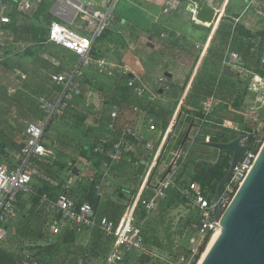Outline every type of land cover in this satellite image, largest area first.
Instances as JSON below:
<instances>
[{
    "label": "rangeland",
    "instance_id": "1",
    "mask_svg": "<svg viewBox=\"0 0 264 264\" xmlns=\"http://www.w3.org/2000/svg\"><path fill=\"white\" fill-rule=\"evenodd\" d=\"M56 1L50 0V3ZM232 9V14L230 16L226 15L220 28H217L219 30L218 36L216 39H212L208 49L206 46L198 45L194 41L182 40L179 35L171 30L164 29L162 25L158 29L150 31L153 39H149L147 42L154 44L153 47L147 43V45L143 44L141 48H131L133 43L124 40V36L123 38H116L113 45L103 44L101 46L98 51L100 59L93 58V61L87 64L86 67L87 74L92 76V81L90 87L86 88L85 98L78 100L73 107L79 121L84 115H88L84 121L85 125H80L79 121L69 118H55L46 130L45 142L50 145L55 144L54 147L56 148L54 154L48 158L60 160L65 164L64 168L54 167L53 169L54 176L57 177H53V179L63 181V189L71 191L77 199H83L81 196L92 190L93 184H95L93 178L96 179L98 173L91 161L84 156H80V152L82 144L86 143L85 140L89 136L92 137V142L99 144L100 147L102 138L111 135L112 126L116 124L113 122V112L118 109L119 101L118 97H115V94L112 93L113 91L117 93V96L118 94L130 92L133 105L147 106L149 103L155 104L164 118H166L168 111L166 105H159V99H162L160 94H163V99H177L173 115L170 118V121L176 118L172 135L175 134L178 137H174V140H176L174 149L183 139L186 129L192 123L195 124L196 128L202 129V135L196 136L198 140L205 138V134L210 132L207 126L212 125L223 130L225 135L229 137H235L239 132L235 129L236 127H239L238 129L240 132L243 131V134H249L251 130L256 142L261 143L260 146L264 143V111L259 109L255 112L252 110L253 102L257 104L258 108L261 107V104L256 102V92L254 93L249 89V83L254 81L252 75L245 70L243 71V67L240 70L235 69L233 77L226 76L223 72L226 66L224 65L226 58H229V55L233 53H237V39L240 35L236 26L241 27L242 25L235 18L239 13L234 10L239 9V4L233 3ZM74 16L75 10L68 7L66 19L71 21ZM218 20L219 17L211 25L212 32ZM231 22H233V26L230 34L228 24L230 25ZM195 23L206 26V24L197 23L193 20L190 21L189 26ZM262 36L264 38V33ZM165 40L174 46L173 52L180 54L179 58H182L181 60H172V57L167 55ZM46 47V55L52 54L57 59L58 64L71 66L74 58L69 52L51 43ZM126 47L131 50L129 55L132 54V64L124 62L123 55ZM199 50L200 54L197 58V51ZM161 54H165L169 58L161 57ZM167 72L172 77H167ZM193 77L194 81L189 91L190 96L186 98L188 102L182 105L183 107L175 116L179 100ZM130 79L134 82V87L128 91L124 87ZM40 84L39 81H36L34 88H37ZM6 90H8V94L15 91L17 99L27 107L30 105V99L38 100L43 97L34 93L33 88L26 89L22 80L20 81L15 75H8L0 70V106H6L7 104L4 99H1ZM247 96L253 102H248ZM125 112L128 113V109H125ZM200 112L202 115L199 114ZM124 116L122 115L121 118ZM127 116L133 118L137 124L142 123L144 128H147L149 120L153 118L160 125L159 132L162 131V123H159L162 120H158L153 115L129 110ZM90 125L93 126L92 131L87 128ZM189 147L190 144H186L183 149L187 150ZM136 150L141 155L139 157H146L147 153L142 146H138ZM192 154L202 159L216 160V156H211V153L204 149L193 150ZM227 157H229V153L223 152L217 158V162H221ZM181 163L182 160L177 163L176 172L181 167ZM105 168L108 167L105 166ZM140 184L141 178H135L131 168L122 165L116 172H109L108 179L105 180L107 186L106 198L116 197L117 190L120 188L123 189L122 194H124L126 201H132L137 195H132L127 191L136 188ZM144 209L148 211L145 205ZM144 209L139 210V218H142L141 214ZM148 213V218L139 223L141 227L148 224L147 231L152 235L150 237L152 238V243L150 242L152 253L144 254L150 260L146 264H169V256H172V260H176L178 255L186 254L190 248L198 247L200 249L204 245L206 238L203 239L194 230L192 222L195 216L191 208L186 206L185 203H178L172 207H166V204H162L157 210ZM23 214L24 212L19 213L10 223V238L2 243L3 247L15 250L18 254L26 252L24 248L31 245L28 240L20 235V229H24ZM39 223L43 236L39 242L41 244L54 242L57 233H53L47 220L45 221L42 218L38 222L33 219L30 225L34 226ZM210 240L211 238L207 242L205 250ZM203 253L200 251L199 261ZM58 256L57 253H54V260L59 261ZM131 256V260L126 264H141L139 262L140 253ZM100 262L99 260L97 264H101Z\"/></svg>",
    "mask_w": 264,
    "mask_h": 264
},
{
    "label": "trees",
    "instance_id": "2",
    "mask_svg": "<svg viewBox=\"0 0 264 264\" xmlns=\"http://www.w3.org/2000/svg\"><path fill=\"white\" fill-rule=\"evenodd\" d=\"M2 1L7 3L9 6V22L7 24L0 23V30L3 29L6 32L12 31L13 41L9 43L4 51L0 46V70L4 71L8 75H15L20 81L22 80L23 86L26 89L33 88L34 93L40 94L43 96L42 98L55 101L62 92V86L54 84L51 76L65 71H71L77 66L79 60L76 55L66 49L65 50L74 58L71 66L58 64L57 59L54 58L52 54H45L47 48L46 45H49L48 33L51 24L57 19V17L50 11L52 2L50 3V0H31V9L24 12L19 9L20 4L24 0ZM222 22H224V17L220 22L218 29L222 25ZM232 26L233 22H231L230 25L228 24L230 34ZM188 27L189 30H194L196 33L199 32L201 37L197 39L196 36L194 37L192 34L190 35L187 31H184L181 39L193 41L199 40L198 42H200L201 45H204L207 42V39L212 32L211 26L206 27L195 23ZM236 27L237 30H239L238 32L240 35L239 39H237L238 47L236 49L239 57L241 58L240 63L254 69V67L257 66L256 58H258L259 52L261 51L260 49L263 42L260 36L263 33H254L253 31L248 30L244 25ZM218 29L213 36V40L218 36ZM53 45L64 50V48L60 46L55 44ZM168 48L170 49L169 53H172L169 54L171 57L175 58L181 56L180 54L177 55V52H173V45L170 44ZM197 52L198 58L200 50ZM89 63L85 64V68ZM259 72L264 74V70H259ZM36 81H39L41 84L37 88H34ZM90 82L91 80L87 79L82 82L81 94L74 95L70 99L69 106L62 118L79 121L77 114L73 111V107L78 100L80 101L85 98L86 88L90 87ZM128 83L129 81L124 89H128L129 91L132 90V87H130ZM15 93L16 92L14 91L11 94H8V90H6V92L1 96V99H4L7 104L6 106H0V150H3V148L7 147L10 143L16 150H18V152H20L27 138L26 125L24 121L29 120L30 122H37L40 119H45L46 114L41 108L40 102L42 98L38 100L30 99V105L27 107L22 104L19 99H17V94ZM112 93L115 94V97H118L119 100L117 105L119 115L115 122V126L112 128L111 138L103 137L101 146L99 147V144L93 143L91 140L92 137L89 136L86 140L84 139L86 143L82 144V150L80 152V156H84L86 159L91 161L93 167L98 173L96 179L93 178V182L95 181V184H93L90 192L82 196L83 199H77L73 195L69 196L78 204L84 202L88 203L94 213L98 216H107L111 221L118 223L125 212L133 206L138 196L142 181L139 186L127 191L132 195H137L132 201H126L124 194H122L123 189L120 188L117 190L118 193L116 197H107L105 200H100L97 196L96 186L108 179V177H105V172L107 171L105 166H108L109 172L114 173L125 164L122 162L121 164L109 167L110 157L107 152L110 151L113 146V142L118 138L125 127L131 126L137 128L142 125L140 122L137 124L133 118L127 116V114H129V110L141 111L155 116L158 120H162V122L159 121L160 124L162 123V134L157 139L158 141L155 146L156 150L170 118L173 115V111H168L166 118H164L158 111L159 109L155 104L149 103L147 106L133 105L130 92L118 94V96L115 91ZM26 100L28 101V99ZM125 109H128V113L125 112ZM199 114L202 115L201 112ZM122 115L125 116L121 118ZM87 117L88 115H84L81 118L79 121L80 125H85L84 121ZM52 122L53 121H51V123ZM154 122L156 123L157 129L153 131V133H156L158 132L160 125L157 124L158 122L155 120ZM87 128L89 131L93 130V126L91 125L87 126ZM228 131H230V129H228ZM249 132L251 133L252 131L250 130ZM216 138H222L227 141L233 137H229L223 132L217 134V137L212 136V139L216 140ZM255 141L256 138L253 137V142ZM260 144L261 143H258V146H260ZM132 159L133 158H131V160ZM230 161L231 158L229 156L221 162H200L198 166L199 170L195 175V180L200 183L203 188L214 193L218 182L227 173V170L230 167ZM33 165V181L35 187L40 193H48L51 197L56 198L60 193L66 192V190L63 189V181L53 179V177L57 178L54 176V167L64 168V163L57 159L53 160L45 156H38L33 160ZM133 175L135 178L140 179V177L136 174V171L133 172ZM153 195L152 191H145V193L141 196L135 211V224L137 226L141 227V224L139 223L148 218L149 213L146 209H144V205L146 206L145 203ZM185 202V198L180 197L175 190L169 189L166 191V198L161 200L160 205L166 204V207H172L175 204ZM142 208L144 209L141 214L142 218H139V210ZM18 212L20 214L24 212V229H20V235L24 239L28 240L31 245H29L28 248H24L26 252L18 254L15 250H10V248H5L2 244H0V264H22L24 260L36 262L37 264H88V262L97 264L100 260V263L104 264V261L107 260L112 250V244L114 241L113 237L105 236L102 232L96 229L90 231L88 227L76 222L65 223L62 230L57 233V237L54 242H51L50 244H41L39 240H41L43 236L41 234L42 229L40 223L34 226H31L30 224L33 219L39 222L43 218L45 221L47 220L51 226V214L46 211L45 207L40 203L39 198H36L35 200L34 197L24 199L22 196H20L18 203ZM147 226L148 224L144 225L143 229L148 230ZM149 240L152 243V238ZM208 241L209 237L206 238L204 245L201 246V253L204 252ZM54 253L59 255V261L54 260ZM144 254L145 253L140 254L139 256V262L141 264H146L150 261ZM131 258L132 256L129 255L120 264L128 263Z\"/></svg>",
    "mask_w": 264,
    "mask_h": 264
},
{
    "label": "built area",
    "instance_id": "3",
    "mask_svg": "<svg viewBox=\"0 0 264 264\" xmlns=\"http://www.w3.org/2000/svg\"><path fill=\"white\" fill-rule=\"evenodd\" d=\"M121 0H57L52 8V14L61 19H66L68 7L75 10V16L68 24L63 22H53L48 33V42L60 46L78 57L77 66L71 71H65L51 76L52 82L62 86V92L55 101L41 99V108L46 114L45 119L37 122L25 120L27 138L21 151L19 152L18 163L15 166H8L0 163V244L9 240L10 223L18 216V203L20 196L29 198L36 197L45 207L46 211L52 216L51 228L53 233L62 230L65 223L76 222L92 230H99L105 236L113 237L112 250L104 261V264H120L129 255L135 253H152L150 243V233L143 227L135 224V211L141 196L145 191H152L154 194L145 204L148 212L157 210L161 200L166 198L167 190H175L180 197L186 199V206L190 207L195 219L192 222L194 230L203 239L212 238L218 231L224 212L230 205L237 188L247 177L251 170L261 146L252 142L250 148L244 153L240 161L235 166L231 176L220 191L219 201L222 203V210L218 212V202L214 201L215 192L203 188L200 183L193 181L185 183L181 180L176 171H171L161 179L158 184L152 183V176L155 172L156 162L159 151L162 150L161 144L159 151L155 153L150 162L146 161L144 179L140 186L138 196L133 206L125 212L118 223L111 221L107 216H98L94 213L91 206L84 202L78 204L68 193H60L56 198L48 193H40L33 181L34 165L33 160L38 156L51 157L54 150L46 145V130L51 121L55 118H62L69 106V101L74 95L82 92V82L91 80L92 76L87 74L85 64L93 61L94 48L97 40L103 36L111 27L116 18V10ZM60 3V4H58ZM66 6H65V5ZM255 1L252 0L250 6ZM31 0H24L19 9L27 12L31 9ZM264 8V4H262ZM167 11V10H166ZM196 21V20H195ZM9 22V6L0 0V23ZM80 23V24H79ZM75 26L74 28L72 26ZM13 41L12 31L0 30V46L2 50ZM257 66L254 69H247L240 63L237 53L229 55L224 65L231 66L232 69L240 70L243 67L248 74L253 77L252 88L258 93L261 107L257 104L252 107L253 111L259 109L264 111V74L259 70H264V49H260ZM2 53V52H1ZM242 69V68H241ZM128 85L134 87V82L129 81ZM12 92V90H11ZM119 115L118 109L113 112V122L115 123ZM173 119L168 127V133L175 124ZM115 125L113 124L112 127ZM156 123L150 120L149 130L155 131ZM253 136V133H249ZM130 138L145 144L147 149H153V142L148 138L143 128L126 127L120 136L113 142L110 151L109 167L121 164L127 157L130 146ZM206 139H209L208 137ZM54 147V146H53ZM175 162L181 158V153L174 154ZM108 167V166H107ZM109 170L105 172L108 177ZM97 196L103 200L106 195L107 186L105 181L96 186ZM200 249L192 247L186 254L178 255L176 260L172 256L168 257L169 264H198ZM22 264H37L24 260ZM88 264H92L88 262Z\"/></svg>",
    "mask_w": 264,
    "mask_h": 264
},
{
    "label": "crops",
    "instance_id": "4",
    "mask_svg": "<svg viewBox=\"0 0 264 264\" xmlns=\"http://www.w3.org/2000/svg\"><path fill=\"white\" fill-rule=\"evenodd\" d=\"M251 1L252 0H209L210 4L217 7V10H218L217 17H219V20H218L217 25L215 26V29H213V32L209 35L207 42L204 44V46H206L207 49L210 47L211 41L214 36V32L218 28V25L222 21L223 17H225L226 15L230 16V14H232V11H233L232 4L233 3L239 4V9L234 10L236 13H239L238 16L236 15L237 17H235L236 21H239V23H241L242 26L244 25L248 30L253 31L254 33H264V8H262V4H264V0H254L255 4L253 6H250ZM56 2L52 3V5L50 6L51 12ZM188 6L189 4L185 0H121L116 10V18L113 21L111 27L106 31L105 35L95 43L93 58H97V60L100 59L98 56L99 54L98 51L99 49H101V46L103 44H107L109 46L113 45V42L118 37L123 38L124 36L125 38L124 40H126L127 42L133 43L131 48L133 47L135 49L141 48L143 44L147 45V43L149 45V43L151 42H147V40L153 39V36H151L152 34H150V31H154L155 29H158L160 25H162L164 29L166 30H171L175 32L177 35L180 36V38H182V34L184 31H187L190 35L192 34L194 37L196 36L197 39L200 38L201 34L199 32L196 33L194 32V30L188 29L190 21L191 20L194 21L193 14L188 11ZM55 21L68 24L67 20L61 19L59 17H57ZM206 26H209V25H206ZM260 38L263 42L261 49L262 48L264 49V38L262 35L260 36ZM198 41H194V42L198 45H201L200 42ZM164 42H166L165 44L169 47L170 43L167 42L166 40ZM167 46H165V49L168 51L167 52L168 54L166 52L165 54L167 55L172 54V53H169L170 49ZM124 49H126L123 55L124 62L132 64V54L129 55V53H131V50L127 47ZM165 54L164 55L161 54V57H165L166 59H168L169 57H166ZM171 59L179 61L182 58L172 57ZM169 65L171 66V64ZM242 66L244 68L250 69V67L245 66L243 64ZM167 77H172V76L167 75ZM193 81H194V77L189 82L186 91L183 93V95L181 96V99L179 100L175 116L176 114H178V112L183 107L182 105L188 102L186 98L190 96L189 91L192 87ZM249 89L254 93L256 92V95H257L256 101H259L257 91L252 88V82L249 83ZM160 96L162 97V99H159V105H166L165 107L167 111L169 112L173 111L174 106H175V101L177 102L178 100L177 99H174V100L167 99V98L163 99L162 93L160 94ZM249 100L250 101L248 100L247 101L253 102L251 98ZM255 104L256 103L253 102V106ZM150 120H153V119H150ZM150 120H149V123H150ZM172 121L173 120H171L168 123L166 130L156 150H155V146L158 141L157 139L162 134V132H159L158 130V132L153 133L152 131L149 130V125L147 126V128H144L143 125H140L139 127H137V129L143 128V131L147 134L148 138L150 137V140L153 142L154 148L147 149L144 143L136 140L135 138H130V146H129V150L127 153V157L123 161V163H125L124 166H127V167L129 166L131 168V171L134 172L136 171L139 163L146 162V161L150 162L153 156L155 155V153L159 151V148L162 144L163 148L161 151H159L158 159H157L156 167H155V172L152 176L153 184H158V182L161 179H163L166 176V174H168L169 172L176 171V167L178 165L177 163L180 160H182L181 167L179 168L178 172H176L178 174V177L181 180H183V182L185 183L196 181L195 175L197 171L199 170V167H198L199 163L202 161L216 163L217 158L223 153V152L220 153L219 151L213 148L203 147V146L197 145L189 141L186 142V144H190V147L187 150H184L183 147H185L186 144H184L183 147H182V144H183L184 138L190 127L186 129L183 139L179 142L178 146L174 149V146L176 145V140H174V137H178L175 134H174L175 136L172 135L174 127L168 133H166ZM238 128L239 127H236L235 129L239 131ZM207 129L210 130V132H207L205 134L204 139H206L207 137L211 139L212 138L211 136L217 135V132L219 131H223L212 125L207 126ZM202 133H203L202 129L200 130L199 128H196L194 126L192 128L190 136L193 140H198L196 139V136L202 135ZM109 138H111V135H109ZM244 142H246V140ZM47 145H49L53 150H55V147H53L55 146V144L54 145L47 144ZM138 146H142L143 150L146 151L147 153L146 157H139L141 155L139 154L138 150H136ZM200 149L202 150L204 149L205 151H208L209 153H211V156H216V160L212 161L206 158L202 159L192 154L193 150L198 151ZM176 152L181 153V158L177 159V161L175 162L174 154ZM0 153H1L0 163L6 164L10 167L15 166L18 163L19 152L10 143L8 144L7 147H4L3 150H0ZM229 156L231 158L230 154ZM131 158H133L134 160L133 159L131 160ZM157 171H158V174L156 175ZM140 178H141V181H143L144 176ZM66 193H68L69 195H73L71 191H69L68 189L66 190ZM84 195L85 194H83L82 196ZM106 195H107V190H106ZM106 195H105L104 200L106 199ZM23 198L28 199L29 197L24 196Z\"/></svg>",
    "mask_w": 264,
    "mask_h": 264
},
{
    "label": "water",
    "instance_id": "5",
    "mask_svg": "<svg viewBox=\"0 0 264 264\" xmlns=\"http://www.w3.org/2000/svg\"><path fill=\"white\" fill-rule=\"evenodd\" d=\"M185 1L189 4L188 11L193 14L194 21L206 25L215 22L218 10L209 0ZM149 45L154 46L152 43ZM223 72L229 77L235 74V70L229 65L224 67ZM167 75L171 76L170 73ZM249 99L247 96L248 101ZM194 126L192 123L182 147L189 141L231 155L230 167L215 189L214 201L218 202L220 212L222 210V203L219 201L220 191L237 163L252 145L253 136L243 134L239 130L235 137L227 141L222 138L193 140L190 133ZM145 168L146 162L139 163L136 174L142 177ZM199 264H264V143L247 177L224 212L219 231L207 246Z\"/></svg>",
    "mask_w": 264,
    "mask_h": 264
},
{
    "label": "bare ground",
    "instance_id": "6",
    "mask_svg": "<svg viewBox=\"0 0 264 264\" xmlns=\"http://www.w3.org/2000/svg\"><path fill=\"white\" fill-rule=\"evenodd\" d=\"M217 235V233L211 238V240H210V242H209V244H208V246L211 244V242L213 241V239L215 238V236ZM204 254V253H203ZM203 256V255H202ZM202 258V257H201ZM201 260V259H200ZM199 263H200V261H199ZM198 263V264H199Z\"/></svg>",
    "mask_w": 264,
    "mask_h": 264
},
{
    "label": "flooded vegetation",
    "instance_id": "7",
    "mask_svg": "<svg viewBox=\"0 0 264 264\" xmlns=\"http://www.w3.org/2000/svg\"><path fill=\"white\" fill-rule=\"evenodd\" d=\"M224 131H219L217 132V134L223 133ZM215 137H217V135H214Z\"/></svg>",
    "mask_w": 264,
    "mask_h": 264
}]
</instances>
